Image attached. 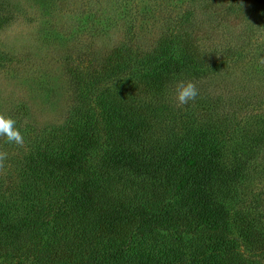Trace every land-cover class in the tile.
Wrapping results in <instances>:
<instances>
[{"label": "trees", "instance_id": "trees-1", "mask_svg": "<svg viewBox=\"0 0 264 264\" xmlns=\"http://www.w3.org/2000/svg\"><path fill=\"white\" fill-rule=\"evenodd\" d=\"M14 7L0 0V29ZM248 11L264 19V0ZM102 15L105 34L118 30ZM188 17L149 51L119 41L98 66L72 69L64 126L18 152L0 137V264H255L264 210L233 203L264 166V115L248 122L243 103L225 110L207 89L173 106L178 80L218 72Z\"/></svg>", "mask_w": 264, "mask_h": 264}, {"label": "rangeland", "instance_id": "rangeland-1", "mask_svg": "<svg viewBox=\"0 0 264 264\" xmlns=\"http://www.w3.org/2000/svg\"><path fill=\"white\" fill-rule=\"evenodd\" d=\"M8 1L15 7L12 23L0 29V112L15 119L24 138L64 126L78 99L72 69L98 66L119 41L134 53L149 51L184 15L201 36L204 66L218 70L192 81L198 90L221 96L225 110L243 103L248 122L264 115V19L251 18L253 0L241 11H227V0ZM103 11L119 21L118 30L105 34ZM170 92L173 106L184 107L177 104L175 85ZM24 141L14 150L23 149L29 142ZM237 187L234 210L238 202L244 212L260 204L264 210V166L252 183ZM255 264H264V252Z\"/></svg>", "mask_w": 264, "mask_h": 264}, {"label": "clouds", "instance_id": "clouds-1", "mask_svg": "<svg viewBox=\"0 0 264 264\" xmlns=\"http://www.w3.org/2000/svg\"><path fill=\"white\" fill-rule=\"evenodd\" d=\"M264 63V60L261 61ZM199 95L196 84L190 80H178L175 85V99L178 105H187L194 102ZM0 137H4L6 142L15 143L22 146L24 136L16 126V121L4 112H0ZM7 153L0 151V168L4 166Z\"/></svg>", "mask_w": 264, "mask_h": 264}]
</instances>
